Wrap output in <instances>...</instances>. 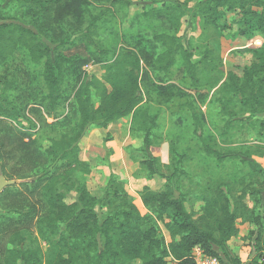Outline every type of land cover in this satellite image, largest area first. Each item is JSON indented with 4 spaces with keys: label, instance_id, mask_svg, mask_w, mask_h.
Instances as JSON below:
<instances>
[{
    "label": "trees",
    "instance_id": "obj_1",
    "mask_svg": "<svg viewBox=\"0 0 264 264\" xmlns=\"http://www.w3.org/2000/svg\"><path fill=\"white\" fill-rule=\"evenodd\" d=\"M23 1L40 5L44 15L51 8L55 9L56 22L68 8L70 13L80 17L86 3V0ZM108 1L113 6L120 3L129 7L132 3L131 0ZM188 8V0L151 7L141 12L138 28L144 35L151 32L149 41L160 48L155 57L157 70L167 72L180 57L195 87L201 86L197 65L213 64L208 60L209 49L199 60H194L195 52L182 43L179 31L186 10L193 21L216 27L220 22V9L236 11L264 33V0H203L193 9ZM95 21L93 19L91 25ZM19 50L33 64L45 59L42 80L48 105L53 109L63 99L64 74L69 60L60 53L52 57V49L40 32L19 23H0V70L7 67L10 57ZM254 55L256 61L247 64L241 75L227 70L225 77L213 86L208 103L209 119L223 145L264 142V50ZM141 62L137 51L122 45L115 58L101 66L100 77L77 79L74 104L78 121L59 138L46 139L42 149L50 157V165L32 180L39 187L45 212L37 217L33 236H23L19 228L9 235V244L2 252V264H132L134 260H140V264H194L196 248L220 259V256H229L227 243L239 235L242 223L256 226V230L248 232L249 238L255 250L264 252L261 200L255 199L253 194L264 190V169L256 162L249 160L251 172L235 184L241 186L238 190L223 179L213 183L209 192L202 194L198 213L187 209L178 186L192 152L177 138L169 143L171 171L168 174L160 172L164 164L158 156H130L146 171L147 178L159 175L165 180L160 189L144 185L139 193L142 205L152 210L154 217L140 212L133 196L114 176L108 178L99 197L90 192L87 176L91 168L80 159V141L87 131L106 129L115 121L127 118L129 132L141 136L145 151L160 139L159 116L140 107L143 100ZM13 89L14 81H0V118L15 120L20 116L15 103L9 99ZM92 90L99 98L97 105L92 102ZM188 106L192 135L204 153L219 163L226 159L250 158L247 152L216 149L203 136L202 123L192 103ZM59 166L64 169L57 173ZM247 179L258 183L260 188L256 185L246 188ZM262 213L264 215V209ZM22 214L28 219L30 210ZM6 230L0 228L2 233ZM41 240L47 243L46 251Z\"/></svg>",
    "mask_w": 264,
    "mask_h": 264
},
{
    "label": "rangeland",
    "instance_id": "obj_2",
    "mask_svg": "<svg viewBox=\"0 0 264 264\" xmlns=\"http://www.w3.org/2000/svg\"><path fill=\"white\" fill-rule=\"evenodd\" d=\"M131 1V5L126 7L120 3L113 6L108 0H86L80 17L70 13L68 8L62 11V19L56 22V10L53 8L44 15L40 5L23 0H0V23H19L40 32L52 49V57L60 53L69 60L64 74L63 99L53 109L48 105L42 80L45 59L33 64L19 50L10 57L7 67L0 70V81H14L9 99L15 103L20 114L15 120L0 118V181H6L0 189V228L7 229L4 233L0 232V264L3 249L9 244V235L19 228L23 236H33L35 221L45 212L39 187L32 180L50 165V157L42 149L46 139L59 138L73 129L78 121L74 104L77 79L92 75L100 77L101 66L112 61L122 45L133 48L141 55L140 94L143 100L140 107L159 116L160 139L145 151L141 136L129 132L130 120L127 118L115 121L105 130L87 131L80 141V159L90 165L87 183L93 195L99 197L108 178L114 176L122 181L124 188L133 196L140 212L154 217L153 211L142 205L139 193L144 185L158 190L165 180L159 175L147 178L146 171L141 170L138 161L132 160L130 156H158L164 164L160 172L168 174L171 171L169 143L174 138L185 142L192 152L191 160L185 165L186 172L178 182L188 210L198 213L202 194L208 193L216 181L223 179L235 185L240 178L250 173L249 160L264 169V142L221 144L212 128L208 108L213 86L218 85L227 70L241 75L247 64L256 61L254 54L264 50V33L250 19H244L236 11L220 9V22L216 27L203 21H193L186 10L179 31L181 41L195 52L194 60H199L209 49L208 60L211 59L213 64L197 65L201 86L195 87L180 57L167 72L157 70L155 57L160 48L149 41L151 32L144 35L138 28L142 11L185 0ZM201 1L188 0V9H193ZM93 19L96 21L91 25ZM92 102L94 105L99 102L93 90ZM189 103L198 113L202 134L209 143L221 151L247 152L250 158L226 159L219 163L204 153L192 135ZM63 169V166H59L56 172L60 173ZM245 182L249 183L246 185L248 189L253 185L259 187L258 183H250L248 179ZM240 187L235 185L236 190ZM259 191V194H253L255 199L261 200L259 213L264 220V190ZM249 204L253 205V202ZM29 210L30 216L24 219L22 213ZM159 225L168 239L167 232ZM239 229L241 235L243 233L246 237L243 245L250 252L252 242L248 232L257 228L242 223ZM236 237H240V234ZM41 245L46 251L47 243L41 240ZM220 257L228 263L234 259ZM140 263V260H134L132 264Z\"/></svg>",
    "mask_w": 264,
    "mask_h": 264
},
{
    "label": "crops",
    "instance_id": "obj_3",
    "mask_svg": "<svg viewBox=\"0 0 264 264\" xmlns=\"http://www.w3.org/2000/svg\"><path fill=\"white\" fill-rule=\"evenodd\" d=\"M122 120V119H120ZM119 121V120H118ZM117 122V121H116ZM95 130H105V129H95ZM240 237H232L227 245H228V252L229 256L227 257H233L234 259H237L236 262H234L232 259L230 263L226 262V264H262L264 263V252L261 254L259 251L255 250L253 246L250 247V252L247 247H245L243 244H245V240L242 238L243 233ZM238 239V241H234L235 239ZM235 243L236 245L232 246V244Z\"/></svg>",
    "mask_w": 264,
    "mask_h": 264
},
{
    "label": "built area",
    "instance_id": "obj_4",
    "mask_svg": "<svg viewBox=\"0 0 264 264\" xmlns=\"http://www.w3.org/2000/svg\"><path fill=\"white\" fill-rule=\"evenodd\" d=\"M193 260L194 264H226V261L217 256L208 255L199 248L194 250Z\"/></svg>",
    "mask_w": 264,
    "mask_h": 264
},
{
    "label": "water",
    "instance_id": "obj_5",
    "mask_svg": "<svg viewBox=\"0 0 264 264\" xmlns=\"http://www.w3.org/2000/svg\"><path fill=\"white\" fill-rule=\"evenodd\" d=\"M6 183V181H4L3 179L0 181V189L2 188V186Z\"/></svg>",
    "mask_w": 264,
    "mask_h": 264
}]
</instances>
